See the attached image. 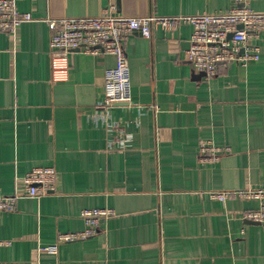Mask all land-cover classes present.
<instances>
[{
	"label": "crops",
	"instance_id": "obj_1",
	"mask_svg": "<svg viewBox=\"0 0 264 264\" xmlns=\"http://www.w3.org/2000/svg\"><path fill=\"white\" fill-rule=\"evenodd\" d=\"M36 21L0 33V191L23 194L36 167L57 173L54 192L22 197L0 213V264H264V224L244 220L264 201L214 193L264 190V31L249 42L260 59L220 63L207 78L185 61L191 26L153 28L125 46L130 101L101 107L111 55L73 53L53 78L46 19L194 16L232 0H14ZM250 8L264 14V1ZM229 148L216 161L199 144ZM112 210L96 235L80 233L84 210Z\"/></svg>",
	"mask_w": 264,
	"mask_h": 264
},
{
	"label": "built area",
	"instance_id": "obj_2",
	"mask_svg": "<svg viewBox=\"0 0 264 264\" xmlns=\"http://www.w3.org/2000/svg\"><path fill=\"white\" fill-rule=\"evenodd\" d=\"M234 6L225 12L194 16L127 17L115 14L110 6L99 17L46 19L49 31L48 51L53 78L64 79L68 72L69 56L73 53L85 55H111L115 66L104 73V93L101 107L110 109L114 105L130 101L129 65L125 51L128 39L134 33L150 39L153 28L171 32L183 24L191 26L189 46L184 51L187 63L207 78L216 74L220 63H236L246 66L260 59L257 46L249 42L264 31V14L250 8L253 1L232 0ZM36 19L18 10L14 0H0V33L15 35L17 28ZM231 36V37H230ZM229 148L214 147L209 143L199 144V155L207 161H216L229 153ZM23 194L18 192L5 196L0 191V213L12 212L22 197L37 198L52 193L57 183V173L52 167H36L22 177ZM213 198L224 201L229 197L243 200L264 201V190H240L214 193ZM112 210H84L82 216L87 228L80 233H62L56 243L41 248L56 254L60 244L84 240L96 235L98 218L110 217ZM247 221L264 224V210L248 211L242 215Z\"/></svg>",
	"mask_w": 264,
	"mask_h": 264
},
{
	"label": "water",
	"instance_id": "obj_3",
	"mask_svg": "<svg viewBox=\"0 0 264 264\" xmlns=\"http://www.w3.org/2000/svg\"><path fill=\"white\" fill-rule=\"evenodd\" d=\"M231 37V36H230Z\"/></svg>",
	"mask_w": 264,
	"mask_h": 264
}]
</instances>
